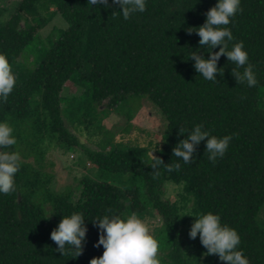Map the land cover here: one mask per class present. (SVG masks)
<instances>
[{
  "label": "trees",
  "instance_id": "obj_1",
  "mask_svg": "<svg viewBox=\"0 0 264 264\" xmlns=\"http://www.w3.org/2000/svg\"><path fill=\"white\" fill-rule=\"evenodd\" d=\"M41 1L20 0L0 25V53L7 55L16 76L7 103H0V122L13 128L20 144L14 147L32 149L37 159L45 152L46 139L64 147L80 145L64 115L78 119L76 114L82 110L94 118L87 112L91 107L104 117L117 111L128 96H145L166 121L162 145L155 153L165 165L153 179L151 160H143L144 148L117 141L110 132L104 145L108 149H84L95 173L79 177V197L74 202L70 190L53 192L47 187L50 174L44 177L40 168L22 160L15 176L17 191L0 193V264H90L104 252L103 245L95 247L100 229L93 219L105 215L126 218L139 212L144 217L149 210L160 217L167 244L164 257L169 262L226 264L218 255L205 256L200 240L183 235L181 225L186 220L180 216L189 197L194 215L219 214L222 224L237 230V250L249 264H264V224L257 219L264 206V105L258 96L264 85V0H241L242 12L226 26L233 34L228 50L243 42L248 52V63L258 81L254 87L246 82L238 84L232 74L235 65L226 54L218 61L224 74L217 73V81L200 76L195 61L189 58L193 53L210 58V49L199 45V35H189L187 29L203 25L207 11L218 0H146V11L127 20L120 13L122 7L112 0H108L110 7L91 5L88 0H45L68 25L48 48L38 50L35 65L22 75L12 64L45 23L37 15ZM237 70L242 73L244 69ZM70 78L90 83L89 107L83 108L82 100L74 101L75 107L71 106L73 101L62 106ZM197 124L218 138L232 137L225 155L215 162L208 159L207 138L196 146L192 163L173 155V149ZM180 128L187 132L181 134ZM110 141L116 144L111 146ZM4 150L13 151V146ZM176 163L179 171H167V164ZM103 171L139 175L145 200L136 187L123 189L96 178ZM165 179L182 181L180 200L162 197ZM77 212L85 216L88 228L83 253L79 257L62 255L51 240V232L64 216Z\"/></svg>",
  "mask_w": 264,
  "mask_h": 264
},
{
  "label": "clouds",
  "instance_id": "obj_2",
  "mask_svg": "<svg viewBox=\"0 0 264 264\" xmlns=\"http://www.w3.org/2000/svg\"><path fill=\"white\" fill-rule=\"evenodd\" d=\"M115 5L122 7V15L125 20L136 12L146 11V0H112ZM88 4H103L110 7L108 0H88ZM238 12H242L241 0H218V3L206 13V22L198 28L189 27L187 32L191 35L196 32L199 37L201 48L207 46L211 52L210 58L193 53L189 58L195 61V69L205 80L217 81V73L221 76L224 69L218 67V61L222 55L227 56L228 61L235 67L232 74L238 84L247 83L254 87L258 83L253 65L248 63V52L244 49L243 42L235 43L231 50L228 44L233 40V34L226 26L231 18ZM116 15L117 12H113ZM222 45L219 51H212ZM245 65H247L245 67ZM243 68L241 73L237 69ZM16 76L6 54L0 53V103H7L8 96L14 90ZM187 132L180 128V133ZM13 128L7 122H0V193L5 195L17 191L15 176L23 163L19 151H5L17 144L12 135ZM189 133V132H188ZM207 138L206 153L208 159L215 162L218 157H223L229 147L231 136L218 138L203 130V125L197 124L186 139H183L173 149V155L182 158L184 163L193 162V154L197 151L196 146ZM47 143V141H45ZM151 167L154 169L153 179L159 177L158 171L161 165H165L162 158L149 153ZM167 171H179L180 164H167ZM192 215L191 213L182 214ZM196 216V215H193ZM192 224L189 232L191 239H196L199 234L202 245L207 249L204 253L218 255L226 264H249L248 258L241 250H237L240 244V235L235 228L221 223L219 214L208 212L202 214ZM48 218V217H47ZM94 225L100 229L99 240L95 247L103 245L102 256L93 257L90 264H161L159 259L160 244L153 234L151 225L141 219L136 213L122 218L119 215H105L101 219H93ZM88 228L85 224V216L82 213H73L64 216L58 227L51 232V240L57 245L56 250L62 255L79 257L84 250ZM67 246V248H66Z\"/></svg>",
  "mask_w": 264,
  "mask_h": 264
},
{
  "label": "rangeland",
  "instance_id": "obj_3",
  "mask_svg": "<svg viewBox=\"0 0 264 264\" xmlns=\"http://www.w3.org/2000/svg\"><path fill=\"white\" fill-rule=\"evenodd\" d=\"M20 0H0V25L10 16L12 11L18 5ZM37 15L45 19L43 26L38 28L36 36L25 46L21 54L13 61V69L22 75L27 73L36 63L34 60L38 50L43 51L48 48L51 41L58 35L60 29L66 28L68 23L54 9V6L45 0L39 4ZM90 83H76L72 78L68 79L65 91L63 92L62 106H68L72 102V107H75L74 101L82 100L85 104L83 108L89 107ZM258 96H261V103L264 105V85L259 89ZM87 112L94 118L89 117L80 110L76 117H71L67 113L65 122L72 133L77 137L80 145L65 147L60 142L46 139L47 143H43L45 150L42 158L36 159V154L32 149L25 147L16 149L13 146V151H19L22 160L28 161L31 165L40 168L44 174H50V181L47 187L55 193L71 191V200L76 201L79 197V177L86 173H95V167L87 159L84 149H108L104 147L109 140L110 132L115 133V140L130 142V144L144 148L143 160L149 161V153L156 150L162 145V132L165 130L166 121L163 115L159 112L155 104L147 101L145 96H128L117 111H111L108 115L100 117L99 111L89 107ZM95 108V107H94ZM100 107H98L99 109ZM97 109V108H96ZM97 109V110H98ZM98 115L100 120L95 119ZM131 115L130 117H128ZM129 124H128V123ZM126 126L130 127L126 132ZM14 137V131L12 133ZM18 144V143H17ZM116 142L110 141L109 145L114 146ZM20 144L16 145L19 147ZM22 154H27L23 157ZM96 178L106 180L108 183L117 185L123 189L136 187L139 189L141 200H145V190L143 187V179L133 173H120L103 171ZM46 175H44L45 177ZM182 181L175 183L171 179H165L162 183V197L169 201L180 200ZM192 200L189 197L185 202L186 208L183 214L185 215V224L181 225V230L184 236L189 234L190 228L194 223V214L190 211ZM49 207V206H47ZM194 211V210H193ZM143 212L136 213L141 219L146 220L153 229L154 236L158 239L159 259L161 264H172L164 257L166 250V235L162 230L161 220L158 214L153 210H149L147 215H142ZM143 217V218H142ZM260 224H264V206L257 217ZM188 231V232H187ZM188 238V237H187ZM193 240V239H192ZM199 234L193 241H199ZM206 252V248H205Z\"/></svg>",
  "mask_w": 264,
  "mask_h": 264
}]
</instances>
